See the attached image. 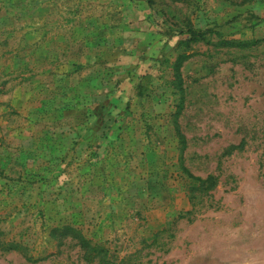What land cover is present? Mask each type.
Returning a JSON list of instances; mask_svg holds the SVG:
<instances>
[{
    "label": "rangeland",
    "instance_id": "1",
    "mask_svg": "<svg viewBox=\"0 0 264 264\" xmlns=\"http://www.w3.org/2000/svg\"><path fill=\"white\" fill-rule=\"evenodd\" d=\"M77 236L264 264V0H0V264H97Z\"/></svg>",
    "mask_w": 264,
    "mask_h": 264
},
{
    "label": "trees",
    "instance_id": "2",
    "mask_svg": "<svg viewBox=\"0 0 264 264\" xmlns=\"http://www.w3.org/2000/svg\"><path fill=\"white\" fill-rule=\"evenodd\" d=\"M146 1H147L148 5L153 4V0H146ZM206 33H209V32H202V31L194 30L192 28H188L185 33L180 32V34L186 35V38L180 42V45L188 46L189 43L206 41L205 40L206 39L205 38ZM257 42L258 41L238 42L235 40H228V41L225 40V41L219 42L218 45H221L223 47L240 48V47H246V46L254 45ZM188 57L189 56L185 55L184 53L179 54L173 63V81H172V83L177 84V87L180 86V75H179L178 71H179L181 65L183 64V62H185L188 59ZM196 180H198L200 182V185H205V183L212 180V177L208 176L205 179L196 178ZM62 229H64L66 231V229H70V228H68V226H62ZM64 230H53V231H58V232L62 233V235L64 236V235H66L63 233ZM70 230L72 231V229H70ZM74 232H76V231H74ZM79 233H80V231H79ZM51 234H52V231H51ZM77 237L79 239L80 247L84 251L83 259L86 262L96 261L97 264H112L111 262L108 261V257H106L107 251L104 250L102 246H99V245L91 246L90 241L84 240L81 236H77Z\"/></svg>",
    "mask_w": 264,
    "mask_h": 264
}]
</instances>
